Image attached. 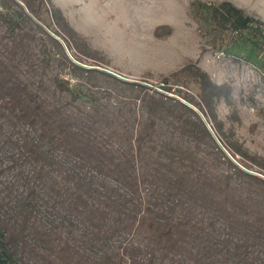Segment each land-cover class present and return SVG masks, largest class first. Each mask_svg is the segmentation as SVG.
<instances>
[{
	"label": "trees",
	"instance_id": "1",
	"mask_svg": "<svg viewBox=\"0 0 264 264\" xmlns=\"http://www.w3.org/2000/svg\"><path fill=\"white\" fill-rule=\"evenodd\" d=\"M188 13L203 49L264 59L259 17ZM97 61L52 0H0V264H264V157L217 117L233 87L192 60L173 89Z\"/></svg>",
	"mask_w": 264,
	"mask_h": 264
},
{
	"label": "rangeland",
	"instance_id": "2",
	"mask_svg": "<svg viewBox=\"0 0 264 264\" xmlns=\"http://www.w3.org/2000/svg\"><path fill=\"white\" fill-rule=\"evenodd\" d=\"M191 1L52 0V3L60 8L74 31L100 52L101 61L96 66L147 85L167 84L173 89L179 85L169 78V73L192 60L213 82L229 83L234 103L217 105L224 136L238 141L250 153L264 157V59L256 58L241 45L225 52L212 51L205 45L203 49L188 13ZM228 1L264 21V0ZM44 18L50 22L48 15L44 14ZM245 52L246 56H239ZM62 76L66 79L69 74ZM163 77L169 78L168 83L162 82ZM182 89L197 92L193 85ZM119 99L120 96L114 95L111 102L115 104ZM232 110L236 112L235 119L229 117Z\"/></svg>",
	"mask_w": 264,
	"mask_h": 264
},
{
	"label": "water",
	"instance_id": "3",
	"mask_svg": "<svg viewBox=\"0 0 264 264\" xmlns=\"http://www.w3.org/2000/svg\"><path fill=\"white\" fill-rule=\"evenodd\" d=\"M57 38H58V37H57ZM61 42H62V44H63V46H64V48H65V51H66V53L68 54V56H69L70 58H73L72 55L70 54V51L67 49V47L65 46V44L63 43L62 40H61ZM88 67H96V68L102 69V70H104V71H106V72H109V73H111V74H113V75H115V76H118L119 78L125 79V80H129V81H137V82H141V83H145V84H147V83L144 82V81H140V80L131 79V78H127V77L121 76V75H119V74H117V73H115V72H113V71H111V70H108V69H106V68H103V67H99V66H88ZM201 117H202V119L204 120L205 124H206V125L208 126V128L210 129L211 133L214 135V137H215V139L217 140V142H218V144L220 145V147H221L223 150H225L224 147H223V145L220 143V140L218 139V137L214 134V132H213L212 128L210 127V124L208 123V121L205 119L204 116L201 115Z\"/></svg>",
	"mask_w": 264,
	"mask_h": 264
}]
</instances>
